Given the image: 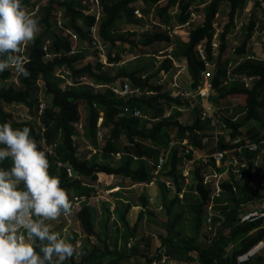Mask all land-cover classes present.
<instances>
[{
  "label": "trees",
  "instance_id": "1",
  "mask_svg": "<svg viewBox=\"0 0 264 264\" xmlns=\"http://www.w3.org/2000/svg\"><path fill=\"white\" fill-rule=\"evenodd\" d=\"M199 2L206 7L204 22L191 30L188 41L182 42L178 36L171 37L169 30L162 29V26L170 27L172 32L176 27L189 23L192 12L196 13L195 0H101L98 11L92 9L94 8L92 0H47L45 5L40 4L41 0L33 3L31 0H23L25 7H28L30 3L32 7H38L36 13L40 18L42 30L35 42L26 46L23 54L30 76L16 80L15 87L9 84L13 81L10 79L9 72L0 74L1 81H9L0 86V124L10 122L14 128L29 127L31 129V135L48 156L50 174L60 178L61 186L67 190L69 198L91 199L94 197L100 174L130 179L134 184H150L155 166L150 167L149 161L156 162L161 154L159 148L168 150L171 143L176 145L170 149L167 164L161 174L181 192L185 187V179L182 175L185 150L182 142L185 139H188L194 148L191 155H188V160L196 158L205 149L212 154L215 150L224 151L232 148L230 142L235 139H241L243 143L247 140L254 143L264 140V61L259 58H250L257 55L248 47L259 24L255 10L262 8L264 15L262 7L264 0H255L254 11L249 23L243 27L244 36L239 38L241 44L237 47H234L235 43L231 38L238 32H235L236 19L239 13L244 12L247 0H199ZM223 3L230 5L229 23L218 36L219 47L217 55L214 56L212 46L216 33L214 23ZM141 4L144 5L143 8ZM176 6H178V12L172 15ZM137 9L143 13L142 18L136 15ZM151 10L157 12L156 15L154 14L155 17L152 16L156 18L154 20L151 18ZM97 12H99L98 20ZM143 20L149 21L151 28L150 31L143 33L141 39H138L137 32L120 30L121 23L136 27L141 26ZM155 20L158 23L154 25ZM95 27L97 41L110 47L107 59L112 64L121 62L120 56L112 58L117 46L128 44L130 48L136 49L139 45L150 46L158 42L168 44L169 48L173 46L171 54L166 56L186 64L188 79L191 80L190 89L193 91L202 84L203 73L208 71L207 62L215 64L210 78L214 90L212 103L219 106H232L230 98L233 96L244 98L236 108L235 116L224 119L222 122L218 119L216 109L215 120L225 132L221 135L218 146L204 143L205 138L213 143L212 132L215 128L211 127L209 120L201 118L200 107L197 106L192 110L191 116H194V119L190 124L183 125L179 119L175 118L184 113L181 110L187 109L189 103L175 97L173 91H165L162 84L151 83L155 74H150L149 64L141 65L139 69L132 72L122 70L112 76L111 68L113 67L103 66L96 51L94 54L97 62L88 61L78 67L76 64L85 60L81 48H94L91 29ZM72 35H75L79 41L76 50L70 41ZM202 42L205 43V60L201 59L196 51L197 46ZM230 48H235V55H228ZM173 60L167 58L161 69L166 73L175 69ZM59 68L69 72L66 80H70L72 85L62 87L64 79L57 75ZM119 78L130 80L131 86L140 88L145 95L130 98L117 96L111 88L117 85ZM230 78H236V81L243 86L228 87ZM248 80H252L251 86H245ZM41 89L45 96V108L42 113L39 111ZM148 92L152 94L146 95ZM82 104H85L87 111L84 121L80 109ZM13 105L28 107L29 119L15 121L6 111L8 106ZM136 109L145 113L144 115L147 116L145 121L154 123L150 127L141 126V118L137 119L131 114ZM172 109L177 114L174 118L167 117ZM100 118H103V121L98 127ZM79 130L84 132L85 141L87 139V142L89 141L94 147H99V131L108 132L107 135L105 133L102 135L101 141L104 142V146L100 151L104 158L100 162H91L87 158L78 156V145L74 137L81 132ZM122 137H125L128 143L123 142ZM147 143L149 145H146ZM49 147L54 148V155L47 152ZM237 158L247 164V167L240 171L242 178L238 179L231 171L229 179L219 184L221 189L218 195H215V186L212 183L205 184L204 174L209 171V168L215 169L218 174L223 173L226 159L220 166L212 158L208 164L196 165L192 173V184L187 187L190 190L185 191L182 198L176 190L174 197L171 198L168 192L170 190L162 185L165 190L162 197L165 220L163 219L162 222L166 229V236H160L158 246L160 251L165 249L168 257L188 263L255 264L252 260L258 255L246 263H239L238 257L264 241V219L243 224L240 222V215L244 213L242 206L264 199V192H262L264 181L256 185L258 181L256 163L260 160L264 168V151L256 153L244 151L243 154L237 153ZM59 164L62 167H59ZM10 165V160L0 163V166L4 168ZM68 168H72L73 172L81 178L69 177ZM83 178L88 182L83 181ZM244 178L245 181H243ZM139 202L143 210L133 226L128 221V215L133 208L132 203H126L123 209L117 205L116 214L119 215L126 234L122 233V227V229L117 227L113 250L108 243L110 236H108L110 230L108 224L110 225L112 218L110 205L105 204L102 212V216L106 219L104 235L97 226V209L88 204L83 205L77 213L78 222L87 237L102 241L104 248L101 249L98 245L89 251L88 246L81 245V261H76V255H74L69 260V264L88 263L90 259L87 255L90 252H92L90 256L99 261L98 264H104L102 258L108 254H114L115 257L106 264H120L123 259L137 257L139 247L118 249V241L124 236L128 240L130 238L135 240L140 235V227L146 213L149 217L157 218V214L148 208L146 197L141 196ZM211 204L214 205L212 207L214 217L211 224L216 229V233L213 236L210 234L211 239L208 242L201 237L205 232L204 216ZM260 209L264 210V208ZM188 212L195 218L193 233L189 237H184L181 222ZM51 223L53 230L61 229L62 225H65L62 220ZM252 232H256V235L251 236ZM242 237L243 240L237 243L236 240ZM71 242L75 243L76 240ZM144 242L150 243L147 239H144ZM230 243H237V245L233 248L232 254L227 255L226 247ZM146 245L147 249H150V245ZM141 256L146 259L145 264H152L153 258L149 256V252L142 253Z\"/></svg>",
  "mask_w": 264,
  "mask_h": 264
},
{
  "label": "rangeland",
  "instance_id": "2",
  "mask_svg": "<svg viewBox=\"0 0 264 264\" xmlns=\"http://www.w3.org/2000/svg\"><path fill=\"white\" fill-rule=\"evenodd\" d=\"M38 0H31V3L36 2ZM254 2L255 0H247L246 2V6L244 9V16L241 19V23L243 24L242 28L240 27V24H238L239 30L237 32L236 35H232L233 38H231L233 40V42L235 43L234 47H237L241 44V41H239L240 37L244 36V32H243V27H245L249 21H250V17L254 11ZM26 7L28 10L30 11H35L37 12V8L32 7L31 4ZM47 0H41L40 4H46ZM194 7H195V11L197 13V18H193L191 25H183L182 27H179L177 31H172L169 35L171 37H176L178 36V38L184 42V41H188V35L190 34L192 29L197 28L198 26H201L204 22V14H205V6L200 5L199 0H195L194 3ZM263 9H264V4L262 5ZM94 10V8H92ZM229 11H230V5L227 3H223L221 5V7L219 8V12H218V17L216 20V28L218 30V34L223 32V29L225 27V25H227L229 23ZM156 10H151V18L152 16H154V14L156 15ZM255 14L258 18V30L253 34V37L251 38L249 43H253V41H256L254 44L256 45V47L258 46L257 44H262V48H264V15H263V11L262 8H257L255 10ZM155 17V16H154ZM150 18V17H149ZM156 18H152V20H154ZM149 21H151V19H149ZM149 21H144L142 22L141 26H136V27H132L129 26L125 23H121V31L122 32H126V31H134L137 32L136 34L138 35V39L142 38L143 33L150 31L151 25L149 24ZM239 21V20H238ZM236 21V22H238ZM158 21H154V25L157 24ZM240 23V22H239ZM237 25V23H236ZM156 30V29H154ZM217 34V33H216ZM243 39V38H242ZM71 41V39H70ZM76 43V41L74 42V44ZM79 45V41L78 43L75 45V50L77 49V46ZM173 47V46H172ZM170 47L169 45L166 43H155L153 45L150 46H141L139 45L136 49L130 48V45L126 44V45H121V46H117L115 48L116 52H113L112 58H115V56H120V63H117V66L114 68H111L112 71V76H115L117 74V72L120 71H135L137 69L140 68L141 65H145L146 63L149 64V69H150V74H155L151 79V83L153 84H162L164 86V90H169V91H173V89H175L172 85V83H174V81L176 80V83H186L185 84V88H189L190 89V85H191V80L188 79V71L186 69L182 70L181 68L178 69L175 66V69L171 70L170 72L166 73L164 70H162V64L165 62V60L168 59H172L173 58L171 56H166L167 54H171V52L173 51V48ZM102 50H104V47H101ZM235 49V48H234ZM234 49L229 50L228 55H235ZM81 50L83 51L85 60L76 64L78 67L83 66L85 63H88V61L91 62H97V58L96 55L94 53H96V49L95 48H91V47H82ZM161 50V52L159 53V51ZM105 51V50H104ZM263 51V50H262ZM77 53H79V51H75ZM264 52V51H263ZM262 52V53H263ZM108 53V52H107ZM230 53V54H229ZM174 61V60H173ZM179 66L182 67H186V64L184 62L179 63L177 61H175ZM105 70V69H103ZM178 70V71H177ZM69 75H66V78ZM253 80V79H252ZM252 80H248L246 81L245 86H251L252 84ZM244 81V80H243ZM67 80H64V83L62 84V87L66 88L67 85ZM124 82H128L130 84V80H126L123 78H119L117 83L122 84ZM232 82V83H231ZM5 83H3V81L0 80V86H3ZM9 84H12L16 87V80L11 81ZM228 87H232V85H242L240 82L236 81H229V83L227 84ZM176 90V89H175ZM42 89H41V93H40V98H41V103L45 104V96L42 93ZM232 102V106H219V104H214L216 106L217 109V116L219 121H224V119H229L230 117L235 116L234 112H236V108L238 107L239 103H241L243 101V97H232L230 98ZM224 103V102H223ZM235 107H234V105ZM218 105V106H217ZM81 114L83 115V121L84 118H86V107L85 104H82L81 106ZM7 113H10L12 118L15 121H25L28 120L29 118L28 116V107L25 106H20V105H13V106H8L6 108ZM143 112V111H142ZM145 114V113H143ZM175 114H177L176 111H174L173 109L171 111L168 112V116H175ZM192 114V110H188L185 111L184 113H181V115L179 116H175V118L179 119V122L183 125L186 124H190L193 119L194 116H191ZM137 119H139L138 117H136ZM146 118H141L140 122H141V126H146V127H150L154 122H148L145 121ZM103 119L101 118L99 120V124H102ZM81 131V130H79ZM103 133H105L106 135L108 134L107 131H103ZM103 133L101 132V134L103 135ZM174 135V134H173ZM174 137V136H173ZM221 137V136H220ZM123 140V142L128 143L125 137L121 138ZM173 139V138H172ZM226 139V138H225ZM74 140L76 141L75 143L78 145V156L80 158H87V160L91 161V162H100L102 159V152L100 151L103 146H104V142L101 141V137H99L98 141H99V147H94L92 146L89 141L87 142V139L85 141V136H84V132H78V134L75 135ZM220 142V139L219 141ZM209 143V144H208ZM231 143V142H230ZM206 145H213L214 147L218 146L217 142H213L210 143L209 140L205 143ZM146 145H149L148 143ZM209 146V147H211ZM213 148V147H212ZM161 154L159 155V158L166 153L167 149H163V147L159 148ZM205 153V154H204ZM201 152V155H206L209 154L211 152H208L207 149H205V151ZM120 157V155H118ZM158 158V159H159ZM200 163L199 160L195 161L194 164H190L189 168H188V175H187V183H185V187L183 188L184 190H182L181 192H179L178 190H176V188L173 187V185L170 183V181L165 178L161 173L158 175H153V181L154 183L152 185L149 186H145L144 184H142L141 186H137L135 187L134 191L136 192V195H138V200L140 198V196L144 195V197L147 198L148 201V208L155 212L157 214V218L155 217H149L148 214L146 213L144 220L142 221V225L140 227V239L135 242L134 244H132V247H134L136 244L138 245L139 248H143L145 245L144 239L147 240H154V242L157 244L156 246H154V250L155 248H157V251L159 252L161 249L158 247L159 243H160V236L165 237L166 236V229L163 226V222L162 220L164 218V211L165 209L162 206V197L163 194H165V190L163 189L162 185H165L166 188H168L170 191H168L170 194L169 196L172 198L175 195V192L177 191V193H179V197L182 198L185 191L187 192L188 190H190L189 187L192 182H191V177H192V173L193 170H195V166L198 165ZM235 162L232 161V159L230 160V158H226V163H224V170L223 173H221L219 176H217V171L213 168H209V171L205 173V179L204 182L206 184H209V182L216 187V182H218V184L221 181L224 180H228L229 179V173L230 171H232V167L234 169L233 165ZM148 165L150 167H152L154 165V163L152 161H149ZM256 174L258 175V181L256 183V185L258 184V182H263L264 181V168L261 165V161L258 160V162L256 163ZM228 167V168H227ZM183 169V166H182ZM185 169V168H184ZM189 169L190 173H189ZM226 169V170H225ZM230 170V171H229ZM211 171V172H210ZM186 173V171H185ZM104 175V174H103ZM101 179V181L98 183V188L96 189V193L94 194V197L92 200H90V204L91 206H93L94 208L97 209L98 211V218H97V226L100 229L102 235H104L105 232V226H106V219L104 218V216H102V212L104 210V205L105 204H112V209H115V206L119 205L120 208H124V206H126V202H124L123 200H119L116 201L114 194H110L108 191V187H116V186H120V187H125L127 188H133L134 187V183L130 180V179H123V178H113V177H104V176H100L98 175ZM216 177V178H215ZM81 178V177H80ZM77 179V178H76ZM246 179L244 178L243 181H245ZM83 181L88 182L86 179L83 178ZM193 181V180H192ZM176 190V191H175ZM120 192H122V190H120ZM119 192V193H120ZM262 192H264V189H262ZM139 193V194H138ZM218 195V194H216ZM71 202H74L73 197L70 198ZM121 201V202H120ZM119 202V203H118ZM115 203V204H114ZM115 205V206H113ZM258 208H264V199L263 200H256L255 202H252L250 204H245L244 206H242V210L245 211H253V210H257ZM133 209V208H132ZM141 209H135L132 211V214L129 217L130 221V225L133 226L137 219H138V215L141 212ZM116 218L118 217V215H115ZM70 217V221H71V225L68 228V232L64 233V226L67 225H62L63 227L61 229H56V231H60L62 232V234L67 237H69L71 239V241L76 240L80 242V246L81 245H85L88 246L89 251L93 250V247L98 246L103 249L104 248V243H102V241H98L96 240V238H89L87 237V235L83 232L80 223L78 222L77 219V212H73L71 215H69ZM208 216L205 215L204 216V228H205V232L202 233V237L201 239L205 240V241H210L211 239V235L212 236L216 233V229L213 228L212 224L209 223L207 221ZM194 216L191 213H187L186 216L183 218L182 222H181V228L183 231V236L184 237H189L190 235H192L193 233V225H194ZM65 222V221H64ZM67 223V222H65ZM118 223V222H117ZM108 224V221H107ZM116 222L115 224H111V226L108 224L109 226V231H108V236L112 237L111 241H110V249L113 250L114 246V238H115V226H116ZM53 226V225H52ZM122 233L126 234V232L124 231V227ZM256 235V232H252L251 236ZM121 240V247L123 248L124 246H126V248H129V241H133V239H127V237L124 236V238H120ZM241 240H243L242 238H238L237 243L240 242ZM153 242V243H154ZM237 243H230L229 245H227L226 247V253L227 255H231L233 248L237 245ZM80 246H79V255H76V261H81L82 259V255H80ZM121 248V249H122ZM151 249V248H150ZM150 249L143 248V250H140V253H148L150 251ZM132 251V249H131ZM260 252V251H259ZM92 252L88 253L87 257L90 259L88 263L85 264H98L99 261H97L96 259H94L93 257H91ZM150 256V255H149ZM114 254H108L107 256H105L104 258H102V261L104 262V264L109 263L112 259H114ZM260 257V259H258ZM140 261H139V260ZM139 261L140 263H144L145 262V258L139 257L137 255L131 257L128 261L129 262H133V261ZM175 261H177L178 264H181L183 261L177 260L174 258ZM154 262V261H153ZM152 262V264H153ZM168 263H163V264H172V261L169 259L167 261ZM252 262H254L255 264H264V249L261 251V253L252 260ZM69 260L66 261V264H69ZM135 263V262H134ZM145 264V263H144ZM189 264H195V263H189Z\"/></svg>",
  "mask_w": 264,
  "mask_h": 264
},
{
  "label": "clouds",
  "instance_id": "3",
  "mask_svg": "<svg viewBox=\"0 0 264 264\" xmlns=\"http://www.w3.org/2000/svg\"><path fill=\"white\" fill-rule=\"evenodd\" d=\"M41 30L39 16L23 0H0V74L30 76L23 53ZM5 160L11 165L0 166V264H66L79 255L80 242L53 230L51 222L71 215L73 203L29 127L0 124V163Z\"/></svg>",
  "mask_w": 264,
  "mask_h": 264
},
{
  "label": "built area",
  "instance_id": "4",
  "mask_svg": "<svg viewBox=\"0 0 264 264\" xmlns=\"http://www.w3.org/2000/svg\"><path fill=\"white\" fill-rule=\"evenodd\" d=\"M110 1V0H108ZM101 0H92V3L94 5V10L98 11L99 5H100ZM143 4H141V8H143ZM38 9V7H37ZM178 12V6H176L173 11H172V15H175V13ZM136 15L139 18L143 17V13L140 11V9L136 10ZM197 14L195 12H192L191 14V20L189 23L185 24V25H191V22L193 20V18H197ZM96 18L97 20L99 19V12L96 13ZM240 22V23H239ZM237 25L235 27V32H237L239 30V28L243 26V24L241 23V20H239L238 22H236ZM238 24H240V27H238ZM184 25V26H185ZM216 23H214V28L216 30L214 39L212 41V46H213V51H214V56L217 55V50L219 47V41H218V30L216 28ZM179 27L182 26H178L175 28V31L178 30ZM162 29H166L169 30V34L171 33L170 31V27L167 26H162ZM92 33H93V46L96 49V51L98 52V55L101 58V62L103 64V66H108V67H114L115 64H112L109 62V60L107 59L108 57V51L110 49V47H108L107 45H103L102 43H100L99 41H97V36H96V27L92 28ZM258 30V26L256 31ZM189 36V35H188ZM76 41V43L74 44V42ZM71 42L73 43L74 49H75V45L78 43V39L75 35L71 36ZM256 41H253V43H249L248 47L252 49L253 52L256 53L257 56H251L250 58L252 59H257L259 58L260 60L264 61V48H262V44H257L258 46L256 47V45L254 44ZM101 47H104V50H102ZM263 50V51H262ZM196 51L198 52L199 56L201 59L205 60L206 59V51H205V43L202 42L199 46H197ZM75 52V51H74ZM263 52V53H262ZM24 54V53H23ZM174 66L178 69H186V67H182L179 66L175 61H174ZM208 71L203 73V81L201 86L196 90L193 91L191 89H187L185 88V85L180 84V83H176V80L174 81V83H172L171 86H173L175 89H173L174 92V96L179 98L181 101L183 102H188L189 106L187 109H182V112L189 110H193L195 107H200L202 109L201 111V118L203 120H209L211 123V127H214L215 130L214 132H212V142H217L220 139L221 135H224L225 132L222 131V129L219 127V125L217 124L216 120H215V113H216V108L214 106V104L212 103V96L214 95V90L212 88L211 82H210V78L213 75V69L215 68V64H210L207 62L206 64ZM178 71V70H177ZM57 75L61 78H63L64 80H66V75H69V72L66 71L64 68H59L57 69ZM235 81V78H230L229 81ZM67 85L70 86L72 85L71 82L69 80H67ZM111 90L119 97H123V98H130V97H142L145 95V93H143L141 91L140 88L138 87H132L131 84H129L128 82H124L122 84L117 83L116 86L112 87ZM152 93L148 92L146 93V95H151ZM45 108V104L41 103L39 106V111L40 113H42V111ZM263 109H264V105H263ZM126 111L129 112L128 109H126ZM132 116L134 117H138V118H146L147 116L144 115L142 113V111L136 109L135 111H133ZM101 119V118H100ZM99 119V120H100ZM103 119V118H102ZM101 125L98 123V127H100ZM99 137H101L102 139V134L101 131H99L98 133ZM209 139L205 138L204 139V143H206ZM172 146H175L176 143H171ZM232 144V148H227L224 151H219V150H215L213 151V153H209L206 155H201L199 154L198 156H196V158L192 159V160H188V155H191V153L194 151L193 146L189 143L188 139H185L182 142V146L185 147L184 150V154H183V169H182V175L185 179V183H187V175H188V168L189 165L192 163L194 164L195 161L197 160H202L200 161L201 163L204 164H208L210 159H214V161L216 162V164L218 166L221 165V163L226 159V158H230V160L232 159V161H234L235 163L233 164L234 169L233 172L234 174L237 176L238 179L242 178V175L240 173V171H242V169L247 167V164L241 162L238 158H237V153H241L243 154L244 151H249L251 153H256L258 151H264V140L261 141L260 143H254L250 140H247L245 143H243V141L241 139H235L234 141H231ZM47 152L51 155H54V148L49 147L47 148ZM205 154V153H204ZM167 163V158L165 155H162L155 163V175H158L162 169L164 168V166ZM59 167H62L61 164H59ZM185 168V169H184ZM189 169V173H190ZM186 171V173H185ZM68 174L69 177L74 178V179H79L80 177H78L74 172L72 168H68ZM205 175V174H204ZM220 174H217V176H219ZM192 178V177H191ZM216 178V177H215ZM205 179V178H204ZM221 183V182H220ZM219 183V184H220ZM206 184V183H205ZM219 184L218 182H216V187H215V195L220 193V188H219ZM179 195V193H178ZM90 200L87 198H75L74 202H73V212H79L82 208L83 205L85 204H89ZM211 209V207H210ZM261 219H264V210L258 208L257 210H253V211H246L244 213H242L240 215V222L245 224V223H253V222H257ZM58 220H63V221H67L68 225L64 226V233L68 232V228L71 225V221L69 216H61ZM207 221L209 223H212V215L209 214ZM65 235V234H64ZM132 245L129 243L128 247H131ZM264 249V241L260 242L258 245H256L254 248H252L249 252H247L244 255H241L238 257V262L239 263H245L250 261L252 258L256 257L257 255H259L261 253V251ZM260 251V252H259ZM169 260L168 255L165 252V249L162 251H159L157 253V255L155 256L154 262L153 264H163V263H168L167 261ZM175 264V263H172ZM177 264V263H176Z\"/></svg>",
  "mask_w": 264,
  "mask_h": 264
},
{
  "label": "crops",
  "instance_id": "5",
  "mask_svg": "<svg viewBox=\"0 0 264 264\" xmlns=\"http://www.w3.org/2000/svg\"><path fill=\"white\" fill-rule=\"evenodd\" d=\"M40 5V4H39ZM144 7V6H143ZM244 16V13L243 12H241V13H239V15L237 16V19H236V21H238V20H241L242 19V17ZM70 81V80H69ZM71 82V81H70ZM183 85H185V84H183ZM169 151H170V148L168 149V152H167V154L165 153V154H163V155H165L166 156V158H167V161H168V158H169ZM204 153V152H203ZM104 157L102 156V159H103ZM199 161H202V160H200L199 159ZM155 163V162H154ZM201 163V162H200ZM199 163V164H200ZM100 176H104V177H113V176H107V175H103V174H100ZM100 178V177H99ZM114 178V177H113ZM101 181V179H99V182ZM154 183V181L152 180V182L150 183V184H144L145 186H149V185H152ZM141 186L142 184H135L134 185V187L133 188H125V187H120V186H116V187H110V188H108L109 190H106V191H108L110 194H114V197H115V200L116 201H119V200H123L124 202H126V203H129V202H131L132 203V205H133V209L130 211V213H129V216L132 214V211L133 210H135V209H141V210H143L142 209V207L141 206H139L140 204V202H139V200H138V195H136V192L134 191V189H135V187H137V186ZM96 186L97 187H99L97 184H96ZM120 190H122V192H120ZM120 192V193H119ZM139 194V193H138ZM142 196H144V195H142ZM141 197V196H140ZM115 204V203H114ZM110 205V210H111V212H112V218H111V223H110V225L111 224H115V222H116V226H115V232H116V229H117V227H119V228H121L122 227V225H121V222H120V218H119V215H118V217L116 218V216L115 215H117L116 214V209H117V206H115V205H113V206H115V209L113 208L112 209V204L110 203L109 204ZM210 207H211V209H210ZM213 204H211L210 206H209V208H208V210H207V213H206V215L208 216L209 214H211L212 215V220H213V217H214V211H213ZM246 212V211H245ZM242 214V213H241ZM139 216V215H138ZM128 220H129V217H128ZM118 222V223H117ZM130 222V221H129ZM122 229V228H121ZM140 232H141V230H140ZM140 237L141 236H138L135 240H133V241H129L130 242V244L132 245V244H134L135 242H137L139 239H140ZM111 238L112 237H109V240H108V243H110V241H111ZM148 241H150V240H148ZM114 242H115V240H114ZM154 240L152 241H150V243H145V245H144V247L143 248H146V244H148V245H150L149 247L151 248L150 249V251H149V255H150V257H154V259H155V256L157 255V253H158V251H157V248H155V250H154V246H156L157 244L154 242ZM121 240L119 239V241H118V249H120V248H122L121 247ZM132 247V246H131ZM134 247H136V248H138V245L136 244ZM123 248H126V246H124ZM143 248H138L139 250H143ZM143 253V252H142ZM142 253H140V251H139V253H137V255L139 256V257H142L141 255H142ZM155 254V255H154ZM143 258V257H142ZM154 259H153V261H154ZM169 259L172 261V263H177V261H175L173 258H171V257H169ZM129 259L127 258V259H123L121 262H120V264H144V263H140L138 260L137 261H133V262H129L128 261ZM135 262V263H134ZM178 264V263H177ZM181 264H189L188 262H182ZM195 264H198L197 262L195 263Z\"/></svg>",
  "mask_w": 264,
  "mask_h": 264
},
{
  "label": "bare ground",
  "instance_id": "6",
  "mask_svg": "<svg viewBox=\"0 0 264 264\" xmlns=\"http://www.w3.org/2000/svg\"><path fill=\"white\" fill-rule=\"evenodd\" d=\"M244 143H245V142H244ZM228 146H229V145H228ZM245 152H246V151H245ZM244 155H245V154H244ZM244 155H243V156H244ZM231 166H233V165H230V167H231ZM227 168H228V167H227ZM225 170H226V169H225ZM229 171H230V170H229ZM232 171H233V167H232ZM230 173H231V171H230ZM230 173H229V176H230ZM235 176H236V175H235ZM235 179H236V178H235ZM225 181H226V180H225ZM240 181H241V180H240ZM209 183H210V182H209ZM211 183H212V182H211ZM209 185H211V184H209ZM220 186H221V185H220ZM220 189H221V188H220ZM213 206H214V205H213ZM154 255H155V254H154ZM151 258H152V257H151ZM153 259H154V257H153ZM245 263H246V262H245Z\"/></svg>",
  "mask_w": 264,
  "mask_h": 264
}]
</instances>
